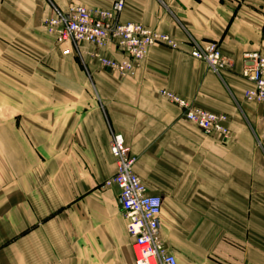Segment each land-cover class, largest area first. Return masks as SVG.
Segmentation results:
<instances>
[{"label": "crops", "instance_id": "obj_1", "mask_svg": "<svg viewBox=\"0 0 264 264\" xmlns=\"http://www.w3.org/2000/svg\"><path fill=\"white\" fill-rule=\"evenodd\" d=\"M0 0V264H135L120 209L113 135L163 199L165 244L179 264H264V107L249 103L244 55H264V0H125L121 23L180 45L152 48L135 75L102 68L95 47L59 45L45 21L72 4ZM217 43L215 72L193 46ZM124 60L115 46L98 53ZM173 93L228 117L225 144L189 123Z\"/></svg>", "mask_w": 264, "mask_h": 264}, {"label": "built area", "instance_id": "obj_2", "mask_svg": "<svg viewBox=\"0 0 264 264\" xmlns=\"http://www.w3.org/2000/svg\"><path fill=\"white\" fill-rule=\"evenodd\" d=\"M124 7L125 0H117L109 10H93L77 4H72L67 11L55 8V16L45 21V27L57 44L70 43L78 48L91 45L102 68L121 78L132 77L152 48L165 46L177 50L180 45L169 35L142 24L121 23ZM110 46H115L126 58L119 61L98 54ZM190 56L207 63L217 73L234 65L217 43L193 46ZM243 59L242 77L253 86L245 92V99L264 107V55L248 52ZM161 95L178 105L184 118L205 135H218L225 144L230 141L232 133L226 115L196 107L168 91H162ZM110 150L116 160V173L106 181L105 187L119 190L120 209L132 241L135 264H179L161 234L163 199L148 194L144 181L135 172L137 158L121 135H113Z\"/></svg>", "mask_w": 264, "mask_h": 264}, {"label": "rangeland", "instance_id": "obj_3", "mask_svg": "<svg viewBox=\"0 0 264 264\" xmlns=\"http://www.w3.org/2000/svg\"><path fill=\"white\" fill-rule=\"evenodd\" d=\"M72 50H73L72 52L79 53V48L76 45H74V48ZM263 171H264V169H263ZM166 228L167 229H165V226L163 224V226H162V238H163V240H165L164 236L166 234H168L169 230H170V227H168V223L166 224ZM262 237H263V248H264V223H263V228H262Z\"/></svg>", "mask_w": 264, "mask_h": 264}]
</instances>
